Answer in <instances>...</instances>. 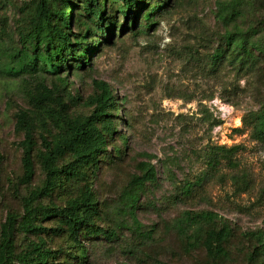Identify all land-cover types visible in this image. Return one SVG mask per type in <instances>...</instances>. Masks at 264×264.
<instances>
[{
    "label": "rangeland",
    "instance_id": "374dc122",
    "mask_svg": "<svg viewBox=\"0 0 264 264\" xmlns=\"http://www.w3.org/2000/svg\"><path fill=\"white\" fill-rule=\"evenodd\" d=\"M27 1L0 0V28H6L0 32V48L18 44L19 8ZM157 1L166 0H151L146 8ZM168 1L149 29L143 12L129 27L123 26L124 16L115 13L117 23L109 35L95 32L88 39L93 47L98 43L90 63L83 68L72 65L62 73L67 84L59 83L55 74H45L46 84L56 85L73 114L93 109L91 96L101 90L95 80L107 83L119 100L114 111L117 132L88 178L101 209L97 224L115 228L118 239L84 240L87 259L82 264H264V254L256 249L257 236L264 233V134L258 136L253 125L244 122L264 108V54L247 61L227 48L222 58L212 57L216 48H226V30L245 31L264 46V0ZM75 2L76 15L82 8L81 1ZM220 2H233V20L218 17ZM35 82L33 77L0 71V238L8 215L23 212V197L44 178L35 155L32 182H23L24 133L17 127L19 110L34 109L27 89L31 91ZM218 144L235 145L237 150L231 162L223 159L213 169L208 156ZM149 160L157 180L149 182L141 196L140 233L123 209L120 194L140 173L138 163ZM197 179L195 193L185 196L182 183ZM84 182L57 190L53 200L64 203ZM185 210L216 212L218 225L230 227L226 256L214 261L199 240L187 246L178 231ZM14 239L20 252L37 237L17 232ZM46 242L62 251L53 264H81L69 258L76 249L66 235L47 236Z\"/></svg>",
    "mask_w": 264,
    "mask_h": 264
},
{
    "label": "trees",
    "instance_id": "16d2710c",
    "mask_svg": "<svg viewBox=\"0 0 264 264\" xmlns=\"http://www.w3.org/2000/svg\"><path fill=\"white\" fill-rule=\"evenodd\" d=\"M82 13L74 14L75 0H29L20 6V22L17 28L18 44L0 48V71L8 75L33 77V89H27L34 109H20L17 127L24 133L23 182L30 184L35 174V155L39 159L44 178L42 184L29 189L23 197V212L10 213L2 225L0 238V264H53L62 252L47 246L46 237L66 235L76 252L69 257L85 263L87 248L84 240L103 236L110 241L118 239L115 228H103L97 221L101 216L99 202L88 179L96 173L100 157L107 152L110 139L117 132L114 111L119 100L105 82L95 80L101 90L91 96L93 109L88 114H73L64 94L46 83L47 73L57 75L59 83L67 84L62 73L72 65L83 68L90 63L96 47L88 39L95 32L109 35L117 23L115 13L124 16L123 26H135L139 15L148 29L156 21L154 17L168 5L157 1L146 8L151 0H78ZM218 17L229 22L235 17L233 2L217 3ZM66 8L69 11H66ZM129 19V23L127 20ZM74 22V26L72 23ZM77 29V30H76ZM0 32H6L1 26ZM226 48L218 47L212 57L220 59L228 48L243 60H252L264 54V46L252 40L245 31L226 30L222 35ZM107 40V39H106ZM100 43V42H99ZM251 123L258 136L264 134V108L244 122ZM125 141V136L120 135ZM40 141V146L38 142ZM38 150L35 154V151ZM237 146L226 144L211 146L208 164L213 168L225 159L231 162ZM1 164V155H0ZM139 174L133 175L120 194L123 209L131 216L135 230L142 233V224L137 216L142 194L149 182L157 180L155 165L149 161L138 163ZM85 181L82 187L70 194L64 203L53 200L54 193L66 191L73 183ZM199 180H186L181 185L182 193L189 197L195 193ZM48 202H44L45 199ZM219 215L212 211L185 210L178 224V231L188 240L187 246L199 242L214 261L227 255L226 244L232 235L225 223L218 225ZM49 222H53L52 224ZM20 232L37 237L17 252L14 234ZM256 249L264 254V233L257 236ZM193 244V245H192ZM156 264H163L157 261Z\"/></svg>",
    "mask_w": 264,
    "mask_h": 264
}]
</instances>
